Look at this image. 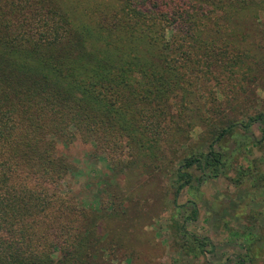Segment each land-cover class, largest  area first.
<instances>
[{
    "label": "trees",
    "instance_id": "16d2710c",
    "mask_svg": "<svg viewBox=\"0 0 264 264\" xmlns=\"http://www.w3.org/2000/svg\"><path fill=\"white\" fill-rule=\"evenodd\" d=\"M258 3L0 0V264H112L116 241L96 233L104 209L63 193L74 168L59 147L91 145L113 176L139 150L152 172L180 160L176 194L192 170L217 177L216 145L234 129H264V116H223L201 153L179 150L183 120L208 123L236 98L252 47L264 45Z\"/></svg>",
    "mask_w": 264,
    "mask_h": 264
},
{
    "label": "rangeland",
    "instance_id": "374dc122",
    "mask_svg": "<svg viewBox=\"0 0 264 264\" xmlns=\"http://www.w3.org/2000/svg\"><path fill=\"white\" fill-rule=\"evenodd\" d=\"M257 9L258 22L264 23V0ZM256 47L247 61L254 70L250 74L244 67L246 75L238 77L241 86L229 107L208 123L205 117H196L195 126L183 120L179 150L206 152L223 116L225 123L243 124L264 116V45ZM216 150L223 156L217 177L204 179L192 170V185L176 194L172 183L180 160L152 172L151 161L139 150L135 161L113 176L102 153L75 142L58 149L74 168L62 183L63 193L79 207L104 209L96 233L116 241L108 251L112 264H264V129L259 123L247 133L234 129ZM193 208L197 217L191 222Z\"/></svg>",
    "mask_w": 264,
    "mask_h": 264
}]
</instances>
